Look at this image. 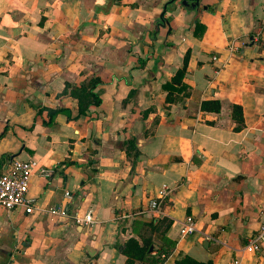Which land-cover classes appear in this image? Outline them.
Returning a JSON list of instances; mask_svg holds the SVG:
<instances>
[{
  "label": "crops",
  "instance_id": "obj_1",
  "mask_svg": "<svg viewBox=\"0 0 264 264\" xmlns=\"http://www.w3.org/2000/svg\"><path fill=\"white\" fill-rule=\"evenodd\" d=\"M15 158L50 174L32 213L0 208V264H264L242 251L264 218V0H0V174Z\"/></svg>",
  "mask_w": 264,
  "mask_h": 264
},
{
  "label": "built area",
  "instance_id": "obj_2",
  "mask_svg": "<svg viewBox=\"0 0 264 264\" xmlns=\"http://www.w3.org/2000/svg\"><path fill=\"white\" fill-rule=\"evenodd\" d=\"M36 172L43 176L50 174V171L42 167L39 161L35 159L22 160L15 158L10 160L6 171L0 174V208L6 211L22 208L26 213H32L34 210V200L28 197V192L30 178ZM168 195L169 189L162 187L158 191L157 197L149 202L151 211L159 212L161 199H164ZM65 197L70 198L71 193L69 191L65 192ZM50 212L64 218H69L77 225L89 226L95 223L92 211L82 214L79 211L71 210L66 204L56 206ZM198 232L200 231L197 221L193 216L186 217L181 223L182 236H189ZM203 235L206 240H215L209 234L203 233ZM242 251L264 257V218L258 231L248 239Z\"/></svg>",
  "mask_w": 264,
  "mask_h": 264
},
{
  "label": "trees",
  "instance_id": "obj_3",
  "mask_svg": "<svg viewBox=\"0 0 264 264\" xmlns=\"http://www.w3.org/2000/svg\"><path fill=\"white\" fill-rule=\"evenodd\" d=\"M178 78V77H177ZM180 79V77L178 78ZM99 83L98 79H92L91 82L88 83V85H82L80 89L73 88L72 93L76 96H79V104H80V114L85 115L87 109L91 105L98 106L101 104V99L99 97V94H97L94 90L97 87ZM202 108L207 111H215L219 112L221 109V103L219 101H209L203 104ZM233 117L237 122H239V125L237 126V129L241 127L242 123V109L238 105L233 106ZM52 114H50V117L54 115V113H57V111H52Z\"/></svg>",
  "mask_w": 264,
  "mask_h": 264
},
{
  "label": "water",
  "instance_id": "obj_4",
  "mask_svg": "<svg viewBox=\"0 0 264 264\" xmlns=\"http://www.w3.org/2000/svg\"><path fill=\"white\" fill-rule=\"evenodd\" d=\"M196 2H198V0H195Z\"/></svg>",
  "mask_w": 264,
  "mask_h": 264
}]
</instances>
